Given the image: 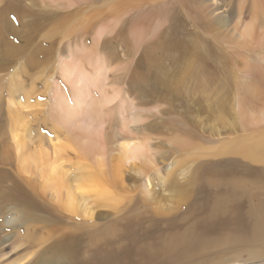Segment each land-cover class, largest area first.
Segmentation results:
<instances>
[{"label":"bare ground","instance_id":"1","mask_svg":"<svg viewBox=\"0 0 264 264\" xmlns=\"http://www.w3.org/2000/svg\"><path fill=\"white\" fill-rule=\"evenodd\" d=\"M2 79L5 224H79L40 264L264 259V0H0Z\"/></svg>","mask_w":264,"mask_h":264},{"label":"rangeland","instance_id":"2","mask_svg":"<svg viewBox=\"0 0 264 264\" xmlns=\"http://www.w3.org/2000/svg\"><path fill=\"white\" fill-rule=\"evenodd\" d=\"M9 76V75H6ZM4 80V79H2ZM2 80H0L2 82ZM43 80L39 79L38 77H31L23 79V82L25 84V89L29 90L33 88L34 90H37V94L35 93V97L30 98V103H34L35 101L37 102H42L45 101V94H42L38 90H42V82ZM0 82V97L4 98L5 97V91L7 81L4 80L2 83ZM6 82V83H5ZM29 83V84H28ZM42 88V89H41ZM39 92V93H38ZM2 95V96H1ZM38 96V97H37ZM19 98L22 100L21 94H19ZM18 98V99H19ZM43 99V100H42ZM39 107H34V108H29L26 111H35ZM26 117L31 123V126H34L37 122V116L34 113H26ZM72 154H69V159L71 157V161L67 164L72 170L70 172L71 174H75L78 170L75 168L76 167V162L80 159L77 158ZM76 159V160H75ZM73 160V161H72ZM202 161V158H199L195 163H200ZM190 165V164H189ZM188 165V166H189ZM75 170V172H73ZM160 180L158 179L157 174H153L152 178L150 179V182L152 183L153 187L155 190H158L159 187V182ZM172 181V176H168L166 179L167 185ZM162 190V193L165 196L168 195V192L166 187H160ZM169 190V189H168ZM165 193V194H164ZM133 197H137L136 195ZM167 198V197H166ZM166 199L163 198L162 202H165ZM189 201V196L181 193L179 195V201L178 203L181 206H185ZM173 206V207H172ZM170 207V208H168ZM178 208L180 206L176 205L174 200H167V212L166 216L170 217V215H174L173 211L171 210L172 208ZM175 208V209H176ZM6 214L4 211L1 210L0 208V264H40L41 261L45 258L43 256L42 249L46 247L50 241L56 237L61 230H75L74 228H78L77 226L79 225L78 223L72 222V223H59V224H53L52 226H41V225H35L32 227L25 228L23 225H18V224H11L7 225L5 224L4 220L6 218ZM169 215V216H168ZM9 215H7L8 217ZM2 223V224H1ZM22 226V227H21ZM91 229L90 227H86L83 230H88ZM28 233V234H27ZM110 231L103 229V234L108 235ZM48 248V246H47ZM47 252V251H46ZM50 252V251H48ZM4 254V255H3ZM52 254L51 252L47 256V259L51 258ZM248 257V256H247ZM246 256H243L240 261L233 263V264H243V262H250L253 259ZM56 261H52V264H68V261L65 260V258H54ZM58 260V261H57ZM45 262V261H44ZM264 259H261L259 261H256L254 264H263Z\"/></svg>","mask_w":264,"mask_h":264}]
</instances>
